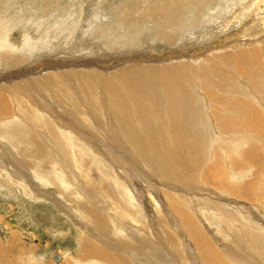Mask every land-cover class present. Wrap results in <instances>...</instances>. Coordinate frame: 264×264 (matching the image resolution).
Here are the masks:
<instances>
[{
  "label": "rangeland",
  "instance_id": "rangeland-1",
  "mask_svg": "<svg viewBox=\"0 0 264 264\" xmlns=\"http://www.w3.org/2000/svg\"><path fill=\"white\" fill-rule=\"evenodd\" d=\"M253 1L0 0V91H5L10 105L14 107H11L15 112L11 121L25 122L26 119L32 136L37 131H46V125L37 117L50 122L49 126L53 125L59 132L60 153L69 156L68 163L71 160L64 168L51 164L54 159L58 160V155L54 149L47 148L44 154L54 156L53 160L27 159L26 162L33 163L35 172L28 173L29 168L23 166L21 179L14 178L15 169L5 160L4 165H0V264H30L35 259H40V264H58L54 260L55 253H60L63 258L59 264H214L210 258L201 255L197 245L191 242L169 203V197L177 199L183 195L185 200L188 190L179 192L171 182L162 185L157 178L151 179L149 169L132 157L130 146L119 137L107 134L106 131L111 128L107 118L93 112L96 109L83 80L102 86V73L115 74L114 71L126 68L131 62L168 64L177 62L178 58L185 60L191 55L197 59L195 55L204 50H232L226 47L239 45L241 41L264 44V1H255L257 9L252 12ZM172 2H175L172 10L182 13L185 7L199 9L204 4L207 7L201 14L193 10L184 12L170 26L165 23L167 13L164 10ZM190 29L194 31L190 33ZM169 33L172 38L165 40ZM156 55H164L161 62L157 59L150 62ZM111 56L122 61L112 63L109 60ZM52 72H60L63 77L44 76ZM120 76L118 78L122 79L124 74ZM57 84L67 89V101L55 97L54 85ZM38 86L43 90L36 88ZM27 91H31L32 95ZM12 93L15 95L10 98ZM16 99L24 104L19 113ZM22 111H28V116ZM83 115L91 119V125L84 122ZM0 124H3L1 120ZM30 129L34 132L31 133ZM6 136L12 137L9 132ZM7 139L5 135H0V153L7 152L2 156L7 162L24 160V145L14 146ZM262 146L254 145L264 157ZM254 147L246 146L244 149L253 150ZM94 156L101 163L94 164ZM76 157L79 158L74 162ZM240 163L245 164L246 171L260 165L259 162L244 160ZM230 164L220 156L212 157L207 161L204 167L207 173L203 171L202 177L209 181L212 174L218 172L216 169L224 168L226 175L231 176L234 170L229 168ZM103 168L122 179L121 184L128 183L132 189L140 188L141 193L134 189L125 192L129 197L125 193L122 196L119 193V196L110 195L109 198L117 202L113 205L114 202L106 201L96 187L87 185L89 189L84 188L81 184V181L86 183L84 176L90 177L93 172V176L103 177L99 171ZM249 172V175L243 174L246 175L243 182L252 181L251 177L257 170ZM217 177H222V174L218 173ZM108 183L107 186H113L110 181ZM79 184L80 188L77 187ZM117 187L115 190H119ZM208 187L203 184L200 187L202 190L193 196L198 200L200 198V206H195L200 210L194 212L188 205L183 208L213 245L218 264H264L257 255L247 252L240 245L241 234L236 224L242 223L239 215H236L239 220L235 221V225H230L227 219L215 212L220 206L225 205L232 210L240 205L243 212L250 216L247 217L258 224L253 234L264 235V200H235L226 187L224 191ZM87 190L92 192V204L103 210L101 213H96L84 196ZM202 203H210V207L203 205L206 210ZM120 204H127L131 214L124 215L119 209V206L122 207ZM240 215L245 217L243 213ZM141 216L145 217L146 226L142 224ZM142 226L146 228L141 229ZM136 237L157 250L166 263L156 259L149 247L137 245Z\"/></svg>",
  "mask_w": 264,
  "mask_h": 264
},
{
  "label": "bare ground",
  "instance_id": "bare-ground-1",
  "mask_svg": "<svg viewBox=\"0 0 264 264\" xmlns=\"http://www.w3.org/2000/svg\"><path fill=\"white\" fill-rule=\"evenodd\" d=\"M255 1L260 2L262 0ZM255 1L251 3L252 10L257 4ZM174 3L167 4V8L164 10V12L167 13V21L165 23L170 26H172V23L181 17L182 14L184 15V12L186 13L187 11L190 12L189 10H193L195 13L201 14L204 12V8L207 7L204 3L199 9L192 7L189 9L185 7L182 13L172 10ZM255 9H257V6ZM252 12H254V10ZM213 23L211 26H213ZM196 30H199V28H196ZM193 31L194 30L190 29V33ZM171 38V33H169L165 37V40H170ZM242 42L243 41H241L239 45L232 44L233 46L226 47L232 48V50L224 48L220 51L204 50L195 55L197 59L192 58L193 55H191L189 58H185V60L176 57V60L178 58L177 62H175L172 57H169L174 62L168 64L160 63L154 65V63L142 65V63L131 62L126 68L114 71L116 75L110 72L102 73L104 76L102 79V86L88 80H83L85 85H87L89 98L96 109L93 112L107 118V123H109L111 127L106 131L107 134L119 137L120 140L125 141L130 146L133 152L132 157H134L138 163H142L143 166L149 169L151 175L148 176L151 177V179H153V177L157 178L160 184L171 182V185L176 187L175 189L179 192L188 190L185 200L182 198L183 195H180V198L175 196L180 200V203L177 199L169 197V203L173 206L174 212L177 215L175 217L179 220L183 229H185L186 235H188L191 242L197 245L201 255L207 259L210 258V261L212 260L214 264H218L219 260L215 254L213 245L195 223L190 213L183 207H187L188 205L194 212L201 209L199 207L198 209L195 208L196 204L200 206V198L198 200L193 196L199 190H202L200 187L203 184L209 186V189L214 187L217 190L222 189V191H224L225 189L223 190V188L226 187L229 192L228 194L232 197L234 196L233 198L235 200L244 201V199H246L245 201L251 200L253 202H261L264 200V157L258 149L256 150L257 147H254V145L260 144L264 146V52L261 53L259 50H264V44H262L263 42L259 44L255 42H252L253 44ZM158 54H160L159 51ZM158 56L159 55L153 56L150 62L155 59L161 62V58H163L164 55L162 57ZM109 60H111L112 63H120V61H122L119 58L116 59L114 56L109 57ZM165 61H167V59ZM125 65H127V62ZM13 66L14 65H11V67ZM86 73L90 72L86 71ZM123 74V78L119 79L118 76ZM44 76L55 79L63 77L60 72H52ZM36 88L43 90V88L39 86ZM54 88L55 97L67 101V89L64 85L57 84L54 85ZM98 91L102 92L99 93ZM27 92L30 93L29 95H32L31 91ZM5 94L4 90L0 91V120L3 123L0 124V135H5L7 139L8 137L6 134L9 132L12 137L8 138L7 142L9 141V143L14 146L19 145V147L20 145H24L23 147L25 149H23L22 152H25L24 155L26 159L24 157V160L21 159L20 162L18 160L15 162L9 161V159V162H7V159L2 156L3 153H7L4 150L0 153V165H4L3 162L5 160V163L15 169L13 173L14 178L16 176L21 179L22 174H24L23 166L29 168L28 173L35 172L33 163L26 162L27 159L34 157L38 161L44 159L46 162H51L53 160L54 156L49 155V153L44 154L47 148L54 149L55 153L58 155V160L54 159V163L51 164L60 165L63 168L69 165V163H71V160L68 163L67 158H69V156L60 153L62 144L58 138L59 132L55 130L53 125L49 126L50 122L41 117H37L41 120L43 125H46V131L44 133L37 131V133L32 136L29 133L26 119L25 122L15 119L11 121L15 112L11 109V102ZM14 95L15 94L12 93L10 98H13ZM101 98H103L102 101L100 100ZM15 102L19 113L20 110L24 109V104L22 105L19 99H16ZM22 113L27 116L29 114L28 111H22ZM82 119L86 124L89 123L91 125V119H89L87 115H83ZM104 130L106 129L104 128ZM30 132L33 133L34 130L30 129ZM49 144H51V146H49ZM28 146H30V148H28ZM246 146H252L254 149L245 150L244 147ZM262 148L260 150H262ZM218 156L231 162V167L229 168L233 169L234 173L232 172V175L228 176L225 173V168L224 170L216 169L218 172H214V170L212 178L208 181L202 177L204 167L209 159L212 157L217 158ZM83 157H81L82 160H84ZM78 158L79 157H76V160H72L75 162ZM241 160L245 162L250 161V163L259 162L260 165H256L254 168L250 167V169L246 171V169H244L245 164L240 163ZM92 162L94 164H96V162L101 163L95 156L92 158ZM251 169L257 170V173L254 177H251L252 181L243 182V177L249 175ZM99 171L103 173V177L97 178L93 176L94 173L91 172L90 177L87 175L84 176L86 183L80 180L81 184H84V188L87 189H89V186L90 188L96 187L106 201L110 200L114 202L113 205H116L117 202L113 199L111 200V198H109L110 195L119 196V193L122 196L123 193L129 190L133 191L134 189L141 193V189L138 187H133L132 189V186L130 187L128 183L127 185L121 184L123 180L117 177L111 170L103 168ZM127 172L130 173L129 171ZM218 173H221L222 177H217ZM244 173H246V175H243ZM206 178H208V176ZM237 179H241V181L239 182ZM108 181H110L113 186H107L109 184ZM199 183L200 185L198 186ZM87 185L89 186L86 187ZM157 185L158 187L160 186L159 184ZM114 186L119 188V190H115ZM77 187L80 188V184ZM184 187L187 189H184ZM84 196L89 200L90 204L93 203V201H91L92 192H88L87 190ZM126 196L129 197L127 194ZM106 197H108V199ZM226 197H228V195H226ZM101 201L104 202L103 200ZM119 203H121V201H119ZM126 203H128V199ZM192 203H194L193 207ZM92 205L96 213H101L103 211H101L100 207L97 208L94 204ZM126 205L123 204L122 207L119 206V209L127 216L131 214L132 210H129ZM203 205H206L205 207H210V203H202L201 206L204 207ZM207 208L205 209L207 210ZM208 211L211 212V209ZM215 212H218V214L216 213L217 215L227 219L230 225H235L236 220L242 219V223H236L237 227H239V233L241 234L240 245H242L247 252L257 255V258L264 263V235L253 234L258 224H254V222L247 217L249 215L243 212V208L239 205L237 207L234 206L233 209L230 210V208L224 205L220 206ZM242 213L245 217L240 215ZM236 215H239V219ZM143 217L144 216H141V222L143 221ZM142 224L146 226L144 221ZM142 228L146 227L142 226L141 229ZM141 239L142 238L136 237L137 245L143 248L149 247L148 249L156 259L162 263H166L165 258L161 257V254L158 253L157 250L151 248V246ZM59 255L61 256L60 253Z\"/></svg>",
  "mask_w": 264,
  "mask_h": 264
},
{
  "label": "crops",
  "instance_id": "crops-1",
  "mask_svg": "<svg viewBox=\"0 0 264 264\" xmlns=\"http://www.w3.org/2000/svg\"><path fill=\"white\" fill-rule=\"evenodd\" d=\"M38 258H39V256H38ZM40 259H35V261L33 260V262H31L30 264H40ZM44 264H51V263H49V262H44Z\"/></svg>",
  "mask_w": 264,
  "mask_h": 264
},
{
  "label": "water",
  "instance_id": "water-1",
  "mask_svg": "<svg viewBox=\"0 0 264 264\" xmlns=\"http://www.w3.org/2000/svg\"><path fill=\"white\" fill-rule=\"evenodd\" d=\"M55 259H56L57 261H60V260H61V257H60V255H59L58 253L55 254Z\"/></svg>",
  "mask_w": 264,
  "mask_h": 264
}]
</instances>
